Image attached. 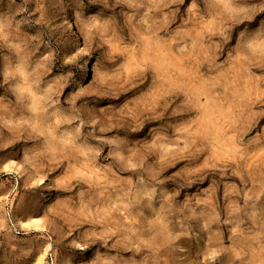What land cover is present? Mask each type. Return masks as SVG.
Returning <instances> with one entry per match:
<instances>
[{
  "label": "rangeland",
  "instance_id": "374dc122",
  "mask_svg": "<svg viewBox=\"0 0 264 264\" xmlns=\"http://www.w3.org/2000/svg\"><path fill=\"white\" fill-rule=\"evenodd\" d=\"M0 264H264V0H0Z\"/></svg>",
  "mask_w": 264,
  "mask_h": 264
},
{
  "label": "bare ground",
  "instance_id": "6f19581e",
  "mask_svg": "<svg viewBox=\"0 0 264 264\" xmlns=\"http://www.w3.org/2000/svg\"><path fill=\"white\" fill-rule=\"evenodd\" d=\"M73 26V25H72Z\"/></svg>",
  "mask_w": 264,
  "mask_h": 264
}]
</instances>
